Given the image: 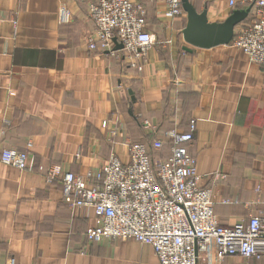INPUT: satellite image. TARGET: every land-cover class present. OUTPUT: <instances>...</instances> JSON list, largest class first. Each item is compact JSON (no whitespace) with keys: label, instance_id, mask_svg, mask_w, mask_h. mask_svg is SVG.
<instances>
[{"label":"crops","instance_id":"1","mask_svg":"<svg viewBox=\"0 0 264 264\" xmlns=\"http://www.w3.org/2000/svg\"><path fill=\"white\" fill-rule=\"evenodd\" d=\"M90 1L0 0V151L35 160L31 171L0 162V264H160L150 244L134 239L89 242L94 212L70 207L61 184L45 176L60 164L96 181L111 153L128 162L130 143L151 144L192 123L188 149L218 219L264 215V66L231 43L187 44V16L165 18L166 0H131L153 38L139 70L122 50L89 47ZM191 1L210 22L233 11L228 0Z\"/></svg>","mask_w":264,"mask_h":264},{"label":"built area","instance_id":"2","mask_svg":"<svg viewBox=\"0 0 264 264\" xmlns=\"http://www.w3.org/2000/svg\"><path fill=\"white\" fill-rule=\"evenodd\" d=\"M228 5L231 10L250 8L251 18L236 27L231 44L243 50L251 63L264 66V0H228ZM88 13L94 23L89 47L113 53L116 39L142 70L153 44L144 10L131 0H91ZM163 15L169 20L186 16L182 0H166ZM190 126V131L170 129L165 139L151 144L130 143L128 162L111 153L93 182L60 164L49 168L46 180L61 184L66 204L94 212V225L87 230L89 242L134 239L150 244L160 264H200L201 260L220 264L227 256L264 257V215L232 225L218 219L213 193L203 186L188 149L195 128L193 123ZM166 140L170 155L154 157ZM0 162L20 170L35 167L28 151L14 148H3Z\"/></svg>","mask_w":264,"mask_h":264},{"label":"water","instance_id":"3","mask_svg":"<svg viewBox=\"0 0 264 264\" xmlns=\"http://www.w3.org/2000/svg\"><path fill=\"white\" fill-rule=\"evenodd\" d=\"M182 4L187 16V23L182 32L183 38L187 44L198 48L230 44L236 27L250 13V8L235 9L224 21L210 22L207 9L199 12L191 0H182ZM114 42L116 44L114 50H122L123 45L118 43L116 39Z\"/></svg>","mask_w":264,"mask_h":264},{"label":"trees","instance_id":"4","mask_svg":"<svg viewBox=\"0 0 264 264\" xmlns=\"http://www.w3.org/2000/svg\"><path fill=\"white\" fill-rule=\"evenodd\" d=\"M241 8V7H240ZM241 9H244V8H241ZM244 23V21L242 22V23H240V24H243ZM239 24V25H240ZM165 149V151H168V154H166L165 156H158L157 155V153L158 152H162L163 150ZM170 155V143H169V141H165V145H164V147L162 148V150H160V151H157V152H153V156L154 157H158V158H167L168 156Z\"/></svg>","mask_w":264,"mask_h":264}]
</instances>
